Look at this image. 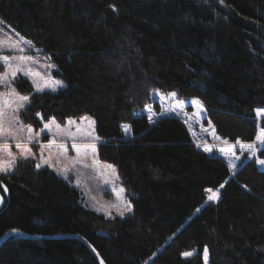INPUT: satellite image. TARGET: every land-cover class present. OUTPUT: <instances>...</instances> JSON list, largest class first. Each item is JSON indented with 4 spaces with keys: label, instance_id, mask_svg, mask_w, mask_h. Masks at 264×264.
I'll use <instances>...</instances> for the list:
<instances>
[{
    "label": "trees",
    "instance_id": "16d2710c",
    "mask_svg": "<svg viewBox=\"0 0 264 264\" xmlns=\"http://www.w3.org/2000/svg\"><path fill=\"white\" fill-rule=\"evenodd\" d=\"M0 18L66 83L37 91L19 76L17 90L29 96L22 121L91 116L98 158L116 166L134 206L106 217L50 169L20 158L0 174V237L16 229L41 238L9 236L0 264H98L69 235L106 264H264V144L231 176L180 118L142 111L153 92H174L198 100L221 138L254 142L264 129L256 111L264 109V0H0ZM206 189L219 198L206 201Z\"/></svg>",
    "mask_w": 264,
    "mask_h": 264
},
{
    "label": "rangeland",
    "instance_id": "374dc122",
    "mask_svg": "<svg viewBox=\"0 0 264 264\" xmlns=\"http://www.w3.org/2000/svg\"><path fill=\"white\" fill-rule=\"evenodd\" d=\"M0 56H8V64L12 66L8 67L7 64L0 63V77L4 78V81L0 82V111L3 112L0 121L4 129L3 135H0V146L6 145L7 150L11 151L17 160L23 158V148L31 149L27 154L28 158L34 159L36 165L40 164L41 167L50 169L74 186L80 194L81 204L89 209L106 217L123 218L131 215L134 206L116 166L98 158V137L95 132V121L91 116L85 114L75 118L70 117L63 122L51 117L43 121L39 127L22 121L20 113L23 108L19 107L22 103L20 97L29 96L17 90L16 80L19 76L27 78L34 90H37L39 86L44 89L43 91L56 92L64 89L66 83L56 74L57 67L49 57L1 18ZM20 57L26 59L22 62ZM13 70L16 71L14 78ZM57 81L62 82L64 87H57ZM45 84L47 87H44ZM53 87H56L55 91L52 90ZM23 103L26 106L28 101ZM142 111L148 118L151 117L150 120L166 115L180 118L187 126L196 146L203 151L205 146H209L211 151L205 152L220 156L227 163L231 176L244 161L254 158L247 149L248 144L254 145L255 156L258 147L263 145L257 139L250 143H237V141L229 142L218 136L207 120L203 105L196 99H178L156 91L152 93V103ZM263 115L264 112L258 116ZM84 117L88 119H82ZM70 121L72 123H69ZM45 125L48 127L45 128ZM29 127L32 129L31 133L27 130ZM123 131L125 135H130L129 127L127 131L123 128ZM260 131L261 129L258 130V134ZM30 135L32 140L29 143ZM17 143L21 145V148L16 147ZM228 148L232 149L231 153L221 151ZM3 158L9 159L7 151L3 153ZM45 160L48 161L47 164L44 163ZM232 163L236 165L235 168L230 166ZM120 189L124 191L121 192ZM213 191L218 199L219 189ZM210 194L208 193L207 197ZM206 201L209 200L206 199ZM202 207L203 205L195 211L193 216ZM203 259L207 262L205 251H203Z\"/></svg>",
    "mask_w": 264,
    "mask_h": 264
},
{
    "label": "snow or ice",
    "instance_id": "6c2138e0",
    "mask_svg": "<svg viewBox=\"0 0 264 264\" xmlns=\"http://www.w3.org/2000/svg\"><path fill=\"white\" fill-rule=\"evenodd\" d=\"M19 59L23 62L26 58L25 57H20ZM8 60H9V57L8 56H0V63L7 64L8 67H12L10 64H8ZM18 67L19 66H17V68ZM15 75H16V71L13 70V72H12L13 78L15 77ZM3 81H4V78L3 77H0V82H3ZM56 86L57 87H64V85L62 84V82H59V81L56 82ZM44 87H47V84H45ZM37 90L38 91H43L44 89L38 86L37 87ZM52 90L55 91L56 90V87H53ZM169 95L175 96L176 93L173 92V93H170ZM20 100L22 101V103L19 105V107L20 108H24L25 107V104L23 102H27L29 100V97H26V96L25 97H20ZM195 103L198 104V102H195ZM256 111H257V115H260L262 112H264V109H257ZM2 116H3V112L0 111V117H2ZM82 119H88V118L87 117H84ZM149 119H151V117H149ZM69 123H72V122L70 121ZM47 127H48V125H45V128H47ZM122 127L125 129V131H127V129H128L129 126L128 125H122ZM27 130H28L29 133H31V131H32L31 127H29ZM3 133H4L3 124H2V121H0V135H3ZM28 139H29V143H30L31 140H32L31 135L29 136ZM256 139L259 140L261 142V144H264V129H261V131L257 135ZM237 143H239V141H237ZM16 147L17 148H21V145L19 143H17ZM73 147H76V145H73ZM247 149L249 150V152H250V154L252 156H255V149H254V145L253 144H248L247 145ZM204 150L210 152L211 151V148L209 146H205ZM5 151H7V155L9 157V159H4L3 158V153ZM30 151H31V149L26 148V147L22 149V156H23L24 159H28V155L27 154ZM77 151H79V149H77ZM221 151L222 152L231 153L232 152V149L231 148L221 149ZM16 163H17L16 156H14L11 151H8L7 150V146L6 145L5 146H0V174H8L11 170L14 169ZM44 163L47 164L48 161L45 160ZM257 163L260 164V165H264V159H258L257 160ZM230 166L232 168H235L236 167V165L234 163H232ZM36 167L37 168H40L41 165L40 164H37ZM109 167H111V166L109 165ZM221 187H223V185H221ZM4 190L7 191V188H5ZM120 191L123 192L124 190L123 189H120ZM205 191L208 192V193H211L207 197V199L209 201H212V200L217 199L216 193L212 189H206ZM0 202H2V197H0ZM12 232L13 233H17L18 230L13 229ZM184 255H191V253H184ZM205 258H207V249H205Z\"/></svg>",
    "mask_w": 264,
    "mask_h": 264
},
{
    "label": "water",
    "instance_id": "95a60500",
    "mask_svg": "<svg viewBox=\"0 0 264 264\" xmlns=\"http://www.w3.org/2000/svg\"><path fill=\"white\" fill-rule=\"evenodd\" d=\"M0 197L2 196L0 195ZM2 204H3V199H2V202H0V207L2 206ZM14 234H18L26 238H41V236L38 237V236L27 235L20 230H18L17 233H13L12 230H9L0 237V244L3 243L9 236L14 235ZM59 237H62V236H51L50 238H59ZM68 237L75 238L81 241L87 247V249L91 252V254L95 257L98 264H106L104 260L102 259V257L97 253L95 248L86 239H84L83 237L79 235H69Z\"/></svg>",
    "mask_w": 264,
    "mask_h": 264
},
{
    "label": "crops",
    "instance_id": "0c3cea01",
    "mask_svg": "<svg viewBox=\"0 0 264 264\" xmlns=\"http://www.w3.org/2000/svg\"><path fill=\"white\" fill-rule=\"evenodd\" d=\"M217 156V155H216ZM218 157H220V156H218ZM221 158V157H220Z\"/></svg>",
    "mask_w": 264,
    "mask_h": 264
}]
</instances>
